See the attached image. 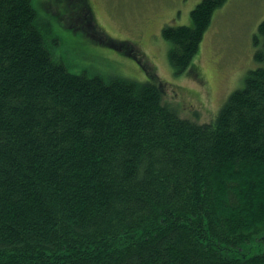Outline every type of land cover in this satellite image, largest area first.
Masks as SVG:
<instances>
[{"label": "trees", "instance_id": "16d2710c", "mask_svg": "<svg viewBox=\"0 0 264 264\" xmlns=\"http://www.w3.org/2000/svg\"><path fill=\"white\" fill-rule=\"evenodd\" d=\"M226 1L162 27L176 72ZM49 23L0 0V264H264V20L258 66L204 123L150 78L71 71Z\"/></svg>", "mask_w": 264, "mask_h": 264}, {"label": "rangeland", "instance_id": "374dc122", "mask_svg": "<svg viewBox=\"0 0 264 264\" xmlns=\"http://www.w3.org/2000/svg\"><path fill=\"white\" fill-rule=\"evenodd\" d=\"M200 1L87 0L88 6L75 0H33V6L50 21L49 43L71 71L104 79L150 78L179 116L204 123L214 119L258 66L254 54L261 47L257 30L264 20V0H227L217 8L193 58L191 76L190 68L178 73L170 63V42L161 30L164 25H191L190 12ZM111 39L133 44L116 48ZM261 250L251 245L248 254Z\"/></svg>", "mask_w": 264, "mask_h": 264}]
</instances>
